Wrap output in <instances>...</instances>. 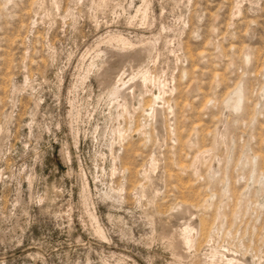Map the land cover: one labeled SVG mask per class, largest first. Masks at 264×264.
<instances>
[{"label":"rangeland","instance_id":"obj_1","mask_svg":"<svg viewBox=\"0 0 264 264\" xmlns=\"http://www.w3.org/2000/svg\"><path fill=\"white\" fill-rule=\"evenodd\" d=\"M0 264H264V0H0Z\"/></svg>","mask_w":264,"mask_h":264},{"label":"bare ground","instance_id":"obj_2","mask_svg":"<svg viewBox=\"0 0 264 264\" xmlns=\"http://www.w3.org/2000/svg\"><path fill=\"white\" fill-rule=\"evenodd\" d=\"M141 63V62H140ZM122 74V73H121ZM120 75V74H119ZM118 75V76H119ZM124 76V75H123ZM147 76V74H146ZM146 76H142V84H139V85H136L133 80L135 78H130L128 79V81H124V79L122 78V76H119L116 80H112L111 81V84L113 86V89H114V92L119 95L120 97L123 98V102L121 104L122 106V110L123 112H129L130 109H132V111H135V107L133 105V100L137 99L139 103H141L142 101V97L144 95V88L146 87V82H147V78L149 77H146ZM149 79V78H148ZM138 86L139 88V92L138 94L135 93V88ZM160 96V95H159ZM244 96V93L242 91V89L240 87H237L235 89V94L234 96L229 100V104L230 105H234L235 108H239L242 104V101H243V97ZM158 98H161V97H158ZM157 99V98H156ZM162 99V98H161ZM150 110H152V116L153 118H156L158 117V110L159 108H156L154 107L153 109L150 108ZM162 113V112H161ZM161 116V114H159ZM159 119V118H158ZM157 119H155L156 121ZM162 121V120H161ZM119 132V131H118ZM123 135L122 132L119 134V136L121 137L120 139L123 138ZM124 139V138H123ZM155 155V154H154ZM157 158V157H156ZM156 161V160H155ZM156 164V163H155ZM154 165V164H153ZM157 165V164H156ZM158 167V166H157ZM155 176V175H154ZM158 189V188H157ZM154 192V191H153ZM117 197V196H116ZM177 209V208H176ZM178 209L180 210V212L182 214H186V213H191V207L189 204H185V203H182L180 206H178ZM185 217V216H184ZM202 222V221H201ZM201 224V223H200ZM202 225V224H201ZM200 227V226H199ZM182 228V227H181ZM187 229V228H185ZM189 230V229H188ZM201 230V229H200ZM186 231V230H185ZM184 232V231H183ZM188 232V231H187ZM185 233V232H184ZM175 235V233H174ZM177 235V234H176ZM174 236L173 238V245L176 247L177 251H180V249L183 247L184 245V241H182V239H185V238H181V240L177 237V236ZM184 237V235H183ZM188 238V236H186ZM187 240V239H186ZM188 241V240H187Z\"/></svg>","mask_w":264,"mask_h":264}]
</instances>
